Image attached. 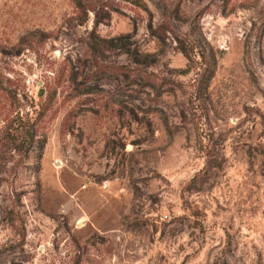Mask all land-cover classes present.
<instances>
[{
  "label": "rangeland",
  "instance_id": "1",
  "mask_svg": "<svg viewBox=\"0 0 264 264\" xmlns=\"http://www.w3.org/2000/svg\"><path fill=\"white\" fill-rule=\"evenodd\" d=\"M0 264H264V0H0Z\"/></svg>",
  "mask_w": 264,
  "mask_h": 264
},
{
  "label": "trees",
  "instance_id": "2",
  "mask_svg": "<svg viewBox=\"0 0 264 264\" xmlns=\"http://www.w3.org/2000/svg\"><path fill=\"white\" fill-rule=\"evenodd\" d=\"M110 43H112V42H110Z\"/></svg>",
  "mask_w": 264,
  "mask_h": 264
}]
</instances>
